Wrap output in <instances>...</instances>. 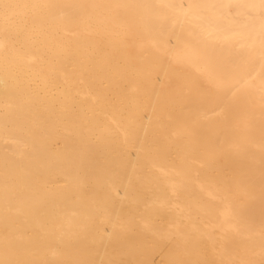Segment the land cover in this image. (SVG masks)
<instances>
[{"label": "bare ground", "instance_id": "1", "mask_svg": "<svg viewBox=\"0 0 264 264\" xmlns=\"http://www.w3.org/2000/svg\"><path fill=\"white\" fill-rule=\"evenodd\" d=\"M0 264H264V0H0Z\"/></svg>", "mask_w": 264, "mask_h": 264}]
</instances>
